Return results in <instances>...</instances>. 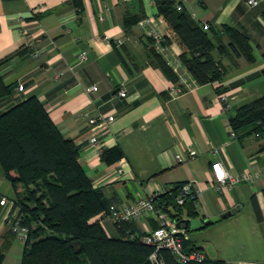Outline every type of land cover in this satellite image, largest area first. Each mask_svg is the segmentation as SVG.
I'll list each match as a JSON object with an SVG mask.
<instances>
[{
    "label": "crops",
    "instance_id": "1",
    "mask_svg": "<svg viewBox=\"0 0 264 264\" xmlns=\"http://www.w3.org/2000/svg\"><path fill=\"white\" fill-rule=\"evenodd\" d=\"M180 1L202 24L220 31L223 24H231L245 32L255 61L242 55L234 61L215 49L224 78L198 83L186 69L192 87L175 94L171 87L180 78L174 81L151 61L149 49L158 44L152 32L168 36L162 51L171 63L180 60L183 44L157 15L154 0H81L80 5L73 0H0V60L11 55L0 74L12 84L0 97V113L37 95L63 134L81 145L87 173L103 188L109 204L160 194L177 181H194L201 187L196 217L231 213L194 232L188 228L189 241L207 257L228 264H264V134L234 135L229 118L238 106L264 93V0ZM39 5L44 9L35 11ZM127 17L139 19L126 25ZM23 29L40 37L26 52ZM82 50L87 59L72 71L69 64ZM92 84L98 88L88 89ZM122 88L126 96L117 93ZM221 94L228 95L231 106L220 100ZM109 111L116 116L100 133L101 148L119 144L124 151L112 164L89 141L90 118ZM192 148L197 150L193 155ZM216 159L233 175L249 170L259 172V178L219 187L212 170ZM3 196L8 201L0 202L1 264H21L25 240L10 230L7 220L14 213L16 193L0 163ZM135 223L140 230L157 226L152 218ZM102 224L109 236L120 235L112 219L105 217Z\"/></svg>",
    "mask_w": 264,
    "mask_h": 264
},
{
    "label": "trees",
    "instance_id": "2",
    "mask_svg": "<svg viewBox=\"0 0 264 264\" xmlns=\"http://www.w3.org/2000/svg\"><path fill=\"white\" fill-rule=\"evenodd\" d=\"M73 1L81 4V0ZM154 1L157 15L167 20L183 44L180 61L196 82L224 78L226 71L215 56V49L234 61L241 55L249 62L255 61L249 36L236 26L223 24L221 31L211 24L205 28L183 5L178 9L180 0ZM139 17H127L125 24L130 25ZM167 38L164 35L163 46L169 43ZM149 51L154 64L174 81L180 78L156 44ZM10 57L0 60V68ZM261 72L264 74V68ZM11 87L0 74V97L8 94ZM229 118L241 136L252 132L264 134V93L238 106ZM81 155V145L63 134L37 95L32 94L0 113V163L14 187L21 223L28 227L21 264H151L149 254L153 246L141 240L143 230L134 220L116 223L120 235L109 236L100 219H93L110 204L103 188L94 185ZM123 155L119 144L101 151L108 164ZM183 182L177 181L158 194L155 205L173 217H196L194 197L188 196L182 204L177 202ZM131 233L135 236L131 237ZM184 248L192 252L200 247L185 240ZM163 252L166 264H228L224 259L211 257L181 262L168 249ZM4 256L5 249H0V264Z\"/></svg>",
    "mask_w": 264,
    "mask_h": 264
},
{
    "label": "built area",
    "instance_id": "3",
    "mask_svg": "<svg viewBox=\"0 0 264 264\" xmlns=\"http://www.w3.org/2000/svg\"><path fill=\"white\" fill-rule=\"evenodd\" d=\"M258 0H248V3L255 4ZM178 9L182 8V4L178 3ZM107 8V7H106ZM44 9L43 5L36 6L34 8L35 11H39ZM101 18L104 16L101 14ZM204 27L208 28L209 23H204ZM22 33L25 35V46L31 47L35 42H37L40 37L34 35L31 31L26 29L22 30ZM152 35L155 41L158 43L159 49L162 51L164 50V46L161 44L164 40V35L158 31H153ZM120 42V40H119ZM53 45L57 46L56 43L53 41ZM87 59V53L85 50L80 51L77 54V59L74 63L69 64V68L72 71H76V67L84 63ZM169 61V60H168ZM170 62V61H169ZM171 63V62H170ZM175 69V71L180 76V84L175 83L171 90L175 94H179L183 92L185 89H189L192 87L191 80L187 78L186 75V67L182 64V62L176 61L171 63ZM185 68V69H184ZM185 85V87H184ZM24 85L19 83L18 88L23 89ZM98 88L97 84H92L88 87V89L95 90ZM117 93L121 96H126L127 91L125 88L119 89ZM221 101L226 102L227 106H231L232 101L228 97L227 94H221L219 96ZM115 113L112 111L102 113L99 118L91 117L90 122L92 124L91 127V134L89 136L90 143L94 144L95 146L101 148L102 141L100 139V133L102 130L108 128L110 121L115 118ZM231 133L236 135V131L231 128ZM102 150V148H101ZM197 150L195 148L190 149V154H195ZM216 153V150H214ZM178 159L182 160L183 155L181 153L177 154ZM212 170L214 179L217 181L218 186H231L239 181H248L253 182L259 178V172H251L249 170L243 171L240 175H233L229 172L227 167L224 163L216 159L212 162ZM118 172L122 173L123 168L119 167ZM172 187V186H171ZM171 187L167 188L166 190L170 189ZM164 190V191H166ZM201 193V187L195 185L194 181H186L181 186V192L177 195V202L182 204L184 203L185 199L190 196L197 198V196ZM158 192H155L148 196H140L136 200L128 202V201H121L118 203L110 204L108 209L103 210L99 214L96 215L95 218H99L100 221L105 217L112 219L113 223L122 224L124 221H131V220H145L147 218H152L157 221V226L152 229L143 230L141 234V240L147 244L153 246L152 252L149 254V260L151 264H166L165 254L163 249H168L171 253H173L176 258L181 262H188L190 260H203L207 257L206 253L202 249H194L192 252H188L184 248V241L191 239L190 231L187 227L183 225H178V217L170 216V214L162 209L156 207L154 198L158 195ZM8 198L3 196L0 199L1 203H6ZM14 203V213L7 217L8 222L10 223V227L13 231L17 233L19 237L26 240L28 237V227L21 223V217L19 214V206L16 204L15 200ZM131 237H134L135 234H129Z\"/></svg>",
    "mask_w": 264,
    "mask_h": 264
},
{
    "label": "water",
    "instance_id": "4",
    "mask_svg": "<svg viewBox=\"0 0 264 264\" xmlns=\"http://www.w3.org/2000/svg\"><path fill=\"white\" fill-rule=\"evenodd\" d=\"M231 213V210L225 211L221 214L213 215L209 218H201V217H183L178 219V225H183L191 230H197L203 228L205 225L215 222L219 220L221 217H226Z\"/></svg>",
    "mask_w": 264,
    "mask_h": 264
},
{
    "label": "rangeland",
    "instance_id": "5",
    "mask_svg": "<svg viewBox=\"0 0 264 264\" xmlns=\"http://www.w3.org/2000/svg\"><path fill=\"white\" fill-rule=\"evenodd\" d=\"M195 230H193L192 232H194Z\"/></svg>",
    "mask_w": 264,
    "mask_h": 264
}]
</instances>
